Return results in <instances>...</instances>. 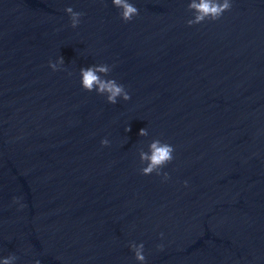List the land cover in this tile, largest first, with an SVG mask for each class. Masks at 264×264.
I'll list each match as a JSON object with an SVG mask.
<instances>
[{
    "label": "water",
    "instance_id": "95a60500",
    "mask_svg": "<svg viewBox=\"0 0 264 264\" xmlns=\"http://www.w3.org/2000/svg\"><path fill=\"white\" fill-rule=\"evenodd\" d=\"M129 2L0 0V260L264 264V0L191 26V0ZM100 64L129 100L81 87ZM154 139L173 159L142 175Z\"/></svg>",
    "mask_w": 264,
    "mask_h": 264
},
{
    "label": "clouds",
    "instance_id": "9594fccd",
    "mask_svg": "<svg viewBox=\"0 0 264 264\" xmlns=\"http://www.w3.org/2000/svg\"><path fill=\"white\" fill-rule=\"evenodd\" d=\"M111 3L116 8L120 9V17L123 21L129 22L133 17L138 15V9L129 2V0H111ZM188 8L193 10L194 18L187 21L189 26L199 24L205 20H218L222 14L231 8L230 0H191L188 4ZM64 11L69 15L71 27L75 28L80 23V18L83 16L82 12L74 11L71 7H67ZM63 64V58L57 59L56 63L49 62V67L56 71L57 65ZM111 71V67L106 64L92 65L86 68L80 69V85L88 92L95 90L98 95L106 97V101L110 104H116L117 98L124 101L130 99L129 93L126 91L124 85L117 83L114 79H105L108 73ZM103 74V76L101 75ZM125 131H130L127 127ZM138 135H147V130L141 128ZM102 146L108 145L107 139L100 141ZM174 148L168 143L161 142L158 139H154L148 145V151H140L139 160L144 163L140 169L142 175H150L156 173L161 175L160 169L170 163L173 159ZM164 179H167L168 174H163ZM133 250L134 257L140 264H144L145 256L143 255L144 246L142 243L129 245ZM159 247V246H158ZM16 257L10 255L7 258L0 260V264H14ZM35 264H40L37 260Z\"/></svg>",
    "mask_w": 264,
    "mask_h": 264
}]
</instances>
